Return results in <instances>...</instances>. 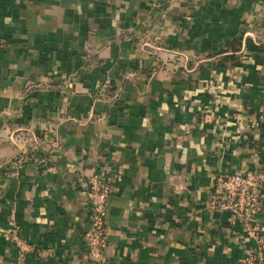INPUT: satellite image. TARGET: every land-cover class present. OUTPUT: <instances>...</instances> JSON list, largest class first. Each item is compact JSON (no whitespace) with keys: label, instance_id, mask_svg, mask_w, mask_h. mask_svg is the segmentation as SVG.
<instances>
[{"label":"crops","instance_id":"1","mask_svg":"<svg viewBox=\"0 0 264 264\" xmlns=\"http://www.w3.org/2000/svg\"><path fill=\"white\" fill-rule=\"evenodd\" d=\"M257 169L264 0H0V264H90L93 175L110 264H243L208 198Z\"/></svg>","mask_w":264,"mask_h":264},{"label":"built area","instance_id":"2","mask_svg":"<svg viewBox=\"0 0 264 264\" xmlns=\"http://www.w3.org/2000/svg\"><path fill=\"white\" fill-rule=\"evenodd\" d=\"M92 203L90 226L84 232V242L90 264H110L107 248V212L112 195L109 180L93 175L86 184ZM264 169L243 173H218L210 188L208 206L217 211L228 212L245 234L256 241V247L245 251L243 264H263L264 225L257 222L263 206ZM13 241L24 258L32 250L31 245L14 231Z\"/></svg>","mask_w":264,"mask_h":264}]
</instances>
